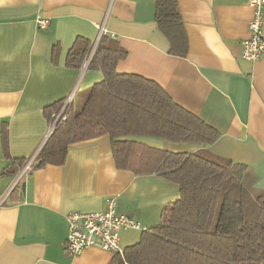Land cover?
Segmentation results:
<instances>
[{
    "label": "crops",
    "instance_id": "1",
    "mask_svg": "<svg viewBox=\"0 0 264 264\" xmlns=\"http://www.w3.org/2000/svg\"><path fill=\"white\" fill-rule=\"evenodd\" d=\"M176 2L187 37L183 56L170 52L157 28L154 0H0V178H12L0 191V198L6 195L0 205V264H108L114 254L99 247L65 253L68 212L102 211L114 198L119 213L148 228L179 198V186L160 175L118 169L107 134L71 145L63 165L32 169L49 130L44 107L71 93L80 105L103 78L88 68L101 25L126 51L118 73L156 82L218 133L211 144L120 139L172 152L205 149L246 165L251 186L264 192V52L247 60L242 45L252 8L247 0ZM38 15L49 19L45 29L37 28ZM81 41L91 44L89 55L79 68L67 66L69 50ZM14 158L24 160L17 174L30 167L11 193L17 174L1 173ZM138 231L120 232L122 251L137 241Z\"/></svg>",
    "mask_w": 264,
    "mask_h": 264
},
{
    "label": "trees",
    "instance_id": "2",
    "mask_svg": "<svg viewBox=\"0 0 264 264\" xmlns=\"http://www.w3.org/2000/svg\"><path fill=\"white\" fill-rule=\"evenodd\" d=\"M154 20L168 38L170 52L183 56L187 37L176 0H154ZM91 44L75 43L66 64L79 68ZM126 51L102 34L88 68L103 78L69 107L37 152L32 169L63 165L75 143L108 135L118 169L160 175L179 186V198L162 208L161 220L141 231L138 241L116 253L108 264H264V192L250 184L246 165L205 149L172 152L123 137H157L178 143L211 144L218 133L185 110L156 82L118 73ZM63 101V100H62ZM62 101L44 107L50 124ZM3 140L6 130L3 129ZM6 146V145H5ZM23 158L1 174H17ZM19 181L11 189H18Z\"/></svg>",
    "mask_w": 264,
    "mask_h": 264
},
{
    "label": "built area",
    "instance_id": "3",
    "mask_svg": "<svg viewBox=\"0 0 264 264\" xmlns=\"http://www.w3.org/2000/svg\"><path fill=\"white\" fill-rule=\"evenodd\" d=\"M248 5L252 8V18L248 23L249 36L243 40V57L247 60H256L264 52V0H247ZM37 28L45 29L49 24V19L38 15L35 20ZM105 28L99 26V34L95 40L90 57L97 45V42ZM113 36V35H112ZM73 99L71 93L61 103L57 112L53 114V123L49 125L48 135L52 132L55 124L65 118V113ZM46 137V138H47ZM30 167V163L18 173V180ZM15 184V183H14ZM6 195L0 198V205L3 204ZM67 235L63 242L65 253L70 256L79 255L84 249L89 247H99L102 250L109 251L113 254L122 253L120 247V232L125 229H135L143 231L146 227L142 226L138 220L119 213L116 209L114 198H109L106 207L102 211L95 212H78L70 211L66 214Z\"/></svg>",
    "mask_w": 264,
    "mask_h": 264
},
{
    "label": "rangeland",
    "instance_id": "4",
    "mask_svg": "<svg viewBox=\"0 0 264 264\" xmlns=\"http://www.w3.org/2000/svg\"><path fill=\"white\" fill-rule=\"evenodd\" d=\"M73 104V105H72ZM73 106L76 108L75 110H77L79 107V102H78V99H76V98H74V100L72 99V102H71V104H70V106L69 107H71L72 109H74L73 108ZM68 107V108H69ZM78 107V108H77ZM18 175V174H17ZM17 175H16V178H17ZM15 178V179H16ZM12 180V178L10 177V176H5V177H2V178H0V191H2V190H4V187H5V185L8 183V182H10ZM20 180V178L18 179V180H16V181H14V183L16 184L18 181ZM13 183V185L12 186H14L15 184ZM11 190V189H10ZM9 190V191H10ZM138 233V237H139V234H140V231H138L137 232ZM137 237V238H138ZM139 239V238H138ZM138 239H137V241H138Z\"/></svg>",
    "mask_w": 264,
    "mask_h": 264
}]
</instances>
